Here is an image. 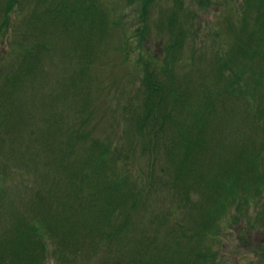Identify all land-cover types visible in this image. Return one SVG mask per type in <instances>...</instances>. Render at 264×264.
<instances>
[{
  "label": "rangeland",
  "instance_id": "1",
  "mask_svg": "<svg viewBox=\"0 0 264 264\" xmlns=\"http://www.w3.org/2000/svg\"><path fill=\"white\" fill-rule=\"evenodd\" d=\"M90 1L0 0V87L11 109L0 114V264H187L202 240L198 251L216 253L208 264H264V185L257 194L247 161L249 149L264 153V131L251 132L249 118L256 110L264 122V94L255 98L260 111L251 108L228 90L226 81L235 79L240 92V80L224 67L230 49L264 53L256 0H92L97 7L89 12ZM25 49H37L41 66L14 92L3 76L22 69ZM257 72L264 76V59ZM147 77L157 84L154 99L163 88L172 117L141 135L130 116L145 99ZM206 102L208 113L200 110ZM57 117L59 132L45 123ZM79 127L84 149L90 139L110 140L116 172L137 181L135 204L125 211L130 226L122 223L114 235L100 234L102 211L65 207L78 189L48 139L52 130L59 137ZM179 132L200 135L189 155ZM70 171L80 181L79 170ZM237 174L238 196L212 211L228 190L221 185ZM209 219L219 220V231L208 240L182 236ZM34 250L37 262L29 257Z\"/></svg>",
  "mask_w": 264,
  "mask_h": 264
},
{
  "label": "trees",
  "instance_id": "2",
  "mask_svg": "<svg viewBox=\"0 0 264 264\" xmlns=\"http://www.w3.org/2000/svg\"><path fill=\"white\" fill-rule=\"evenodd\" d=\"M90 3L92 5H89V8L86 7L89 12L97 7L96 3H94L92 0L90 1ZM255 4H256L255 7H259L257 9L258 12L257 15L261 17L260 19L261 21L258 20L259 17L257 18V21L261 26V30L258 31L264 33V0H256ZM12 5L13 2H10V4L8 5L7 16H8V10H11ZM78 5L79 7L82 6L80 4ZM73 13L74 14L78 13V10L74 9ZM249 13L250 10L247 12L246 15H250ZM5 24H6V20H4L3 23L0 25V32L1 29L5 27ZM251 33L252 36L257 34L254 29L251 30ZM257 40H261V36L257 37ZM251 45H252V41L248 42V47H253ZM253 48L254 49H230V51L227 53L228 60H226V62L224 63V67L226 69L234 70L236 74V78L240 80L239 83L241 90L240 92H238L234 86L236 85L235 82H239L235 79L230 80V82L229 80L226 81L228 90L230 91V89H232L234 93L236 92L239 95L240 94L244 95L245 99L247 100V104L251 108L258 110V107L260 105L256 102L255 98H257L258 100L257 96L264 94V90H263L264 76L258 77V72H257L258 61H260V59H264L263 57L264 53L261 52L262 51L261 49H255V47ZM25 50H27L26 52L29 51V54L25 52V56L23 55V57L26 58H25V63L21 64L22 69L18 73L14 74L12 77L11 76L5 77V75L3 76L5 79L4 84L7 86L9 85V88L14 90V92L16 90L18 91L20 86H22L23 89V86H25L26 82L29 80L30 75L36 69H39L41 66L40 61L42 60V58L40 57L41 55L37 52V49H25ZM45 50L46 49H39L38 51L44 53ZM13 51L16 53L19 52V49H13ZM254 60L255 61L257 60V66L254 65ZM248 61H252V65H254L255 69L250 64V62L248 63ZM222 66L223 64L221 65V67ZM221 67H220V71L222 74ZM246 71H249L251 74L249 75L248 79L249 80L252 79L253 81L250 82L249 80H246V77L243 76V74L246 73ZM236 72L240 73V75L237 74ZM25 74L27 76L26 81L23 80ZM151 80L152 79L147 77V79H145V83L146 85L148 84L147 87L152 88V90L147 88L146 91L147 94L145 96L143 103L139 106H136L138 112L135 114V112L137 111L136 109L135 112H133L132 115L130 116L131 117L130 121L134 120L132 122L134 123L136 132H138L141 135H144L146 128H151L149 134H152V132H155L156 130L158 131V129L161 127L159 126L157 128V126L159 124H165L166 123L165 120L167 119L169 120L172 117L171 116L172 109H170L171 101L170 100L166 101L167 96L161 85L159 86V88L162 90V96H159L157 100L154 99L152 95L158 93L155 90L156 89L155 86H157V84L154 86L151 83ZM244 80L246 81V83ZM250 87H252V91L249 90ZM1 89L2 88L0 87V114L3 117H5L11 112V109L10 107L6 106L5 100L7 99L6 97L8 96L4 97L3 95L4 92H2ZM251 100L253 101V103L251 102ZM208 102H206L203 105L207 104L209 107L207 106V108L205 109L204 106L202 105L200 108L201 111L207 110V113L209 112L210 103ZM261 107H263L264 109V105ZM14 108L15 111L13 112L12 117L15 115L16 111L18 110V105H16V107L14 106ZM252 113L249 114V118L252 123V126L250 124L251 132L255 134L264 131V122L262 118L263 116L261 115L262 117H260L256 113V110L253 114ZM60 122L61 119H59V117H57L56 119L54 118L45 119V123L47 124V126L52 123L55 125V132H59L57 127H59ZM82 129H83L82 127L75 129L68 128L67 130L61 131L62 133L59 134V137L57 136L58 134L53 133L52 130L51 135L53 134L55 139L53 141L48 139V144L54 145L56 147L54 153L56 154L55 159L59 163L58 168L60 167L66 170V172L68 173V179H72L73 180L72 183H76V188L78 189L75 192L76 194L75 193L72 194L71 197L72 200L74 198L73 202H75V204H73V206L65 205V207L71 210L81 209L85 211H100V212L102 211L105 214L104 216L105 228L102 232H100V234L104 236L105 234L114 235L117 232L124 229L122 223H125L128 226H130L131 217L127 216L125 214V211L128 207H130L131 209L135 204V199L133 200L132 198L135 197L134 192L136 185L134 184L137 181L134 178V175L131 174L130 172H126L121 177L120 174L116 172L117 169H115V167L113 166L112 161L115 160L114 157L116 156L117 153L116 152L111 153L110 140L108 139L99 140L96 138L90 139L91 142L89 146H87L86 149H84L83 141L85 135ZM87 135H89V133H87ZM199 136H200L199 134H197L196 137L195 135L194 136L188 135L187 132H179L178 143L182 146H185L188 149L185 155H189L190 153L189 148L197 144V141H199ZM204 145L205 143L202 146ZM41 148H43V146H41ZM73 152L76 153V157L73 156L72 154ZM251 156L252 158H250ZM247 161L248 163H250L251 169L252 167L253 170L255 169L254 172L255 176H250V178H252V180L256 182V186L258 185L257 189H255V192L257 191L256 193L260 194V192L263 190L261 189V185L262 186L264 185V153H261L259 151L255 152L249 149ZM72 168H77L79 170L80 181L77 180V178H75L74 173L70 171V169ZM259 168L262 169V172L259 171ZM5 173L8 174L7 171ZM230 179L231 181L229 184L227 182L221 185L223 188L227 187L228 190L223 192L224 196H221L219 198V201H217L216 205L214 206L215 208H213L212 211H223L224 208L228 205L227 200L235 199L232 197L238 196V193L235 189H236V184L238 185L240 181L239 174H237L236 176L233 175L232 177H230ZM123 189H130L131 195L123 192L122 191ZM80 195L84 196V198H82ZM113 198H115L116 202L112 201ZM131 200H133V202H131ZM63 204L64 203L61 202V205ZM54 208H56L55 205L51 206L49 210L53 211ZM118 215H121V221L118 220ZM213 221L214 220L212 219L206 220L199 230H195L191 228L192 230L191 233L183 230L182 236L192 234L195 235V238H199L200 235L202 239L206 238L205 240H208L207 238L212 237L213 233L215 235L216 233L215 231L217 230L219 231L218 229L219 220L217 221L216 224H214ZM117 222L118 223L121 222V224L115 226ZM212 228H217V229L212 231ZM196 243H197V249H199V247H206L205 245L206 243H204V240L200 242L196 241ZM37 244L38 243H36V246ZM39 248H41V244L39 245ZM197 249L194 250L195 253L193 256H191L192 261H190L187 264H197V263L208 264L209 259L213 258L215 260L216 257L212 255H216V253L208 254L200 250L198 251ZM8 254H9L8 252L2 253V257H6ZM30 254L29 257L35 262H37L39 256L41 255L36 250H34V252ZM33 254H36L38 256H34ZM29 263H31L30 260Z\"/></svg>",
  "mask_w": 264,
  "mask_h": 264
}]
</instances>
